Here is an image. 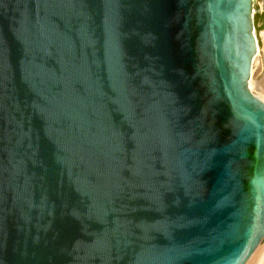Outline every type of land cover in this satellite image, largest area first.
I'll list each match as a JSON object with an SVG mask.
<instances>
[{"label":"water","instance_id":"95a60500","mask_svg":"<svg viewBox=\"0 0 264 264\" xmlns=\"http://www.w3.org/2000/svg\"><path fill=\"white\" fill-rule=\"evenodd\" d=\"M253 0H0V264H258Z\"/></svg>","mask_w":264,"mask_h":264},{"label":"rangeland","instance_id":"374dc122","mask_svg":"<svg viewBox=\"0 0 264 264\" xmlns=\"http://www.w3.org/2000/svg\"><path fill=\"white\" fill-rule=\"evenodd\" d=\"M254 24H255V32L257 34V39L259 42V56L264 60V37L260 35L261 31L264 30V0H256L254 3ZM262 70L264 72V61L262 65ZM257 93L258 90H255ZM261 264H264V259Z\"/></svg>","mask_w":264,"mask_h":264},{"label":"bare ground","instance_id":"6f19581e","mask_svg":"<svg viewBox=\"0 0 264 264\" xmlns=\"http://www.w3.org/2000/svg\"><path fill=\"white\" fill-rule=\"evenodd\" d=\"M256 0H253V3H255ZM253 12H255V9H254V6H253ZM260 35L262 37H264V30L261 31ZM255 38H256V41H257V55H258V60H259V65L262 69V65H263V59L260 58L259 56V42H258V39H257V34L255 32ZM264 39V38H263ZM264 51V50H263ZM255 69V66H251V73H250V77H249V80H248V87L250 89V91L255 95L257 96L261 101H263L264 103V78H263V83H262V87H256L252 84V73ZM255 90H258L259 93H257ZM264 259V247H263V250H262V253H261V256H260V259H259V262L258 264H261L262 260Z\"/></svg>","mask_w":264,"mask_h":264}]
</instances>
